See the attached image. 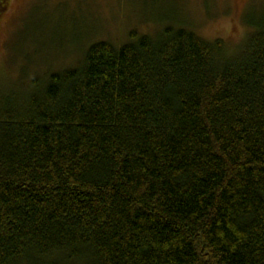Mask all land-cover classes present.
<instances>
[{"label": "trees", "instance_id": "1", "mask_svg": "<svg viewBox=\"0 0 264 264\" xmlns=\"http://www.w3.org/2000/svg\"><path fill=\"white\" fill-rule=\"evenodd\" d=\"M131 38L0 74V264H264V24Z\"/></svg>", "mask_w": 264, "mask_h": 264}, {"label": "rangeland", "instance_id": "2", "mask_svg": "<svg viewBox=\"0 0 264 264\" xmlns=\"http://www.w3.org/2000/svg\"><path fill=\"white\" fill-rule=\"evenodd\" d=\"M3 8L0 74L22 87L78 66L97 42L119 48L173 27L232 54L264 24V0H3Z\"/></svg>", "mask_w": 264, "mask_h": 264}, {"label": "flooded vegetation", "instance_id": "3", "mask_svg": "<svg viewBox=\"0 0 264 264\" xmlns=\"http://www.w3.org/2000/svg\"><path fill=\"white\" fill-rule=\"evenodd\" d=\"M3 0H0V12L3 10Z\"/></svg>", "mask_w": 264, "mask_h": 264}]
</instances>
